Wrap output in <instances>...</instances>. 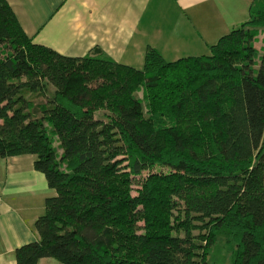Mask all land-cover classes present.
I'll return each instance as SVG.
<instances>
[{
  "label": "trees",
  "instance_id": "obj_1",
  "mask_svg": "<svg viewBox=\"0 0 264 264\" xmlns=\"http://www.w3.org/2000/svg\"><path fill=\"white\" fill-rule=\"evenodd\" d=\"M262 29L253 0L208 55L149 47L138 69L35 44L0 0V156L34 155L56 191L16 264H209L224 227L232 264H264Z\"/></svg>",
  "mask_w": 264,
  "mask_h": 264
},
{
  "label": "crops",
  "instance_id": "obj_2",
  "mask_svg": "<svg viewBox=\"0 0 264 264\" xmlns=\"http://www.w3.org/2000/svg\"><path fill=\"white\" fill-rule=\"evenodd\" d=\"M7 2L35 44L80 58L99 49L120 64L142 69L149 47L167 61L205 55L192 51L196 46L205 53V39L250 17L253 0ZM35 160L31 154L0 156V264H16V249L37 240L35 222L45 213L46 199L56 195ZM38 264L54 263L44 258Z\"/></svg>",
  "mask_w": 264,
  "mask_h": 264
},
{
  "label": "rangeland",
  "instance_id": "obj_3",
  "mask_svg": "<svg viewBox=\"0 0 264 264\" xmlns=\"http://www.w3.org/2000/svg\"><path fill=\"white\" fill-rule=\"evenodd\" d=\"M250 17H246L244 19V21L240 22L238 25H236L234 28L229 29L226 33H223L224 31L220 30L218 33L220 35H215L213 38L211 39H205V43H208L209 50L205 51V53H202L204 51V49H200V48H196V46L194 47L195 50H193L192 54H205L208 55L210 53V47L212 45H214L215 43L218 42L217 38H221L222 36H225L227 34H229L233 29L238 28L241 24L247 22L249 20ZM223 33V34H222ZM217 40V42H216ZM196 42V41H195ZM191 43V42H190ZM195 45H198L195 43ZM255 48L257 49L258 53L254 59V66L253 68H255L256 70H258L259 66H260V56L262 54V50H263V46H264V29L260 30V33L257 37V40L254 43ZM198 56V55H197ZM138 97H141L142 94L141 93H137L136 94ZM57 145V143H56ZM161 168H156L154 171H160ZM149 174V172H144L142 174L141 177H138L137 179L146 177ZM140 188L139 185H137L136 183L133 186V195H137V190ZM229 240V230L228 228L224 227L222 228V230L220 231L219 234V240L218 243L216 245L213 246L212 251L210 252L209 256H208V263L209 264H232L236 258V252H237V248L236 245L234 243H231L228 241ZM52 263L54 264H61L60 262L51 259Z\"/></svg>",
  "mask_w": 264,
  "mask_h": 264
},
{
  "label": "built area",
  "instance_id": "obj_4",
  "mask_svg": "<svg viewBox=\"0 0 264 264\" xmlns=\"http://www.w3.org/2000/svg\"><path fill=\"white\" fill-rule=\"evenodd\" d=\"M0 204H1V202H0Z\"/></svg>",
  "mask_w": 264,
  "mask_h": 264
}]
</instances>
